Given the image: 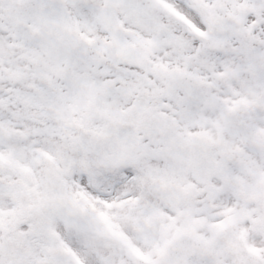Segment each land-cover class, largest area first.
I'll use <instances>...</instances> for the list:
<instances>
[{
    "label": "snow or ice",
    "instance_id": "snow-or-ice-1",
    "mask_svg": "<svg viewBox=\"0 0 264 264\" xmlns=\"http://www.w3.org/2000/svg\"><path fill=\"white\" fill-rule=\"evenodd\" d=\"M0 264H264V0H0Z\"/></svg>",
    "mask_w": 264,
    "mask_h": 264
}]
</instances>
